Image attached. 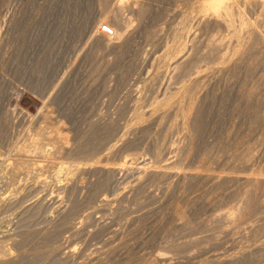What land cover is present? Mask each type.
Returning a JSON list of instances; mask_svg holds the SVG:
<instances>
[{
	"label": "rangeland",
	"instance_id": "rangeland-1",
	"mask_svg": "<svg viewBox=\"0 0 264 264\" xmlns=\"http://www.w3.org/2000/svg\"><path fill=\"white\" fill-rule=\"evenodd\" d=\"M199 1L0 0V264H264V14Z\"/></svg>",
	"mask_w": 264,
	"mask_h": 264
},
{
	"label": "bare ground",
	"instance_id": "bare-ground-1",
	"mask_svg": "<svg viewBox=\"0 0 264 264\" xmlns=\"http://www.w3.org/2000/svg\"><path fill=\"white\" fill-rule=\"evenodd\" d=\"M200 4L198 5L197 7V10H196V14H195V19L198 20V19H205L207 21H214V22H219V24H222L224 27L226 28H231L232 27V30L234 32H236V27L233 26L232 24V19L236 18V16L234 18H232V15H235L237 14L238 11V8H239V5H243V4H258L260 5L261 7V11L263 12L264 14V0H200L199 1ZM144 4V3H143ZM141 6V5H140ZM138 7V6H137ZM143 6H141L142 8ZM145 7V6H144ZM143 7V8H144ZM242 8V7H240ZM140 9V8H139ZM138 9V10H139ZM248 10V9H247ZM144 12V11H143ZM261 14V12H259ZM139 14V13H138ZM262 14V15H263ZM248 15V14H247ZM259 15V14H258ZM257 15V16H258ZM238 17V15H237ZM260 17V16H259ZM264 18V17H263ZM256 19V18H255ZM239 21V31H240V28L244 29L245 32L249 35V37H251L250 35H255L254 33V29L251 27V26H247L246 24V21L247 20H244V18L238 17L237 19ZM257 20V19H256ZM258 21V20H257ZM196 22V21H195ZM179 23V22H178ZM183 23V22H182ZM253 23V22H252ZM258 23V22H257ZM107 25L110 27L111 29V34L114 35L116 32L114 31V29L112 28L113 25H111L110 21H108L107 19L105 18H102L98 21L97 23V27H96V30H95V34L99 35V36H102L103 38H109L110 35L105 33L102 29H100L101 25ZM255 24V23H254ZM259 24V23H258ZM235 25V24H234ZM238 25V24H237ZM260 25V24H259ZM219 26V25H218ZM241 29V30H242ZM93 31V30H92ZM193 33V32H192ZM257 33V32H256ZM236 35V34H235ZM247 35V36H248ZM256 36V35H255ZM94 37V36H93ZM171 37V36H170ZM246 37V36H245ZM258 37V36H257ZM98 39V38H97ZM256 39V38H255ZM178 40V39H177ZM236 42H242V39L240 36H238L237 34V37L235 38ZM234 40V41H235ZM104 41V40H102ZM187 41V40H186ZM227 42V41H226ZM230 42V41H229ZM232 42V41H231ZM244 42V41H243ZM104 43V42H103ZM169 43V42H168ZM238 43V44H239ZM180 44V43H179ZM227 45V44H226ZM234 45V44H233ZM242 45V44H241ZM175 46V45H174ZM186 48V47H185ZM188 50V49H187ZM228 51V50H227ZM232 51V50H231ZM205 53V52H204ZM190 54V53H189ZM213 54V53H212ZM203 55V54H202ZM160 56L162 57H166V59H170L171 62L175 65V66H179L180 64L184 63L183 61H185L187 58V54L184 53V47L180 44L178 45L177 47H175L174 49L172 48H168V49H165L164 52L162 54H160ZM189 58V57H188ZM223 59L225 58L224 56L222 57ZM162 60V59H161ZM163 61V60H162ZM161 62V61H160ZM168 62V61H167ZM186 63V62H185ZM176 67V68H177ZM177 70V69H176ZM182 70V69H181ZM180 71V70H179ZM201 77V76H200ZM189 86V85H188ZM193 86V85H192ZM165 94V93H164ZM156 95V94H155ZM174 98V97H173ZM164 100V99H163ZM163 100H156V102L159 104L162 102H164ZM176 102V99H167L166 102H164L165 104H172ZM192 102V101H191ZM156 103V104H157ZM177 104V103H176ZM172 106V105H171ZM177 106V105H176ZM181 106V105H180ZM169 107V106H168ZM187 107V106H186ZM185 107V108H186ZM170 108V107H169ZM189 108V107H188ZM187 108V109H188ZM167 109V108H166ZM179 109V108H178ZM164 112V111H163ZM162 112V113H163ZM153 113V112H152ZM177 113V112H176ZM181 114V118L182 119H186V112H185V109L184 110H181L179 112ZM178 113V114H179ZM188 113V112H187ZM191 114V113H190ZM147 115V114H146ZM189 115V114H188ZM187 115V117H188ZM178 117V116H177ZM196 117V116H195ZM198 119V118H197ZM188 121V120H187ZM185 122V121H183ZM144 123V122H143ZM188 123V122H187ZM187 123L185 125H187ZM183 124V125H184ZM185 125H184V128H185ZM135 126V125H134ZM181 126V125H180ZM188 127V126H186ZM58 128V127H57ZM61 129H63L62 127H60ZM186 129V128H185ZM59 131L60 133V130H57ZM75 160V159H74ZM25 161V160H24ZM103 161V160H102ZM105 162V161H104ZM20 163L23 164V162L21 161ZM91 164V163H90ZM62 167H67V166H59L58 167V170H60ZM85 167V166H84ZM83 167H81L82 169ZM93 168L94 169H97V170H104V171H109V172H113L115 171V167H109V166H105L103 164H101V162L98 160L97 163H95V165H93ZM80 169V168H78ZM85 169V168H84ZM83 170V169H82ZM86 170V169H85ZM0 173H4L3 169L0 168ZM157 173V172H156ZM175 174V173H174ZM192 174V173H191ZM1 176V175H0ZM252 195V194H251ZM251 197V196H249ZM253 198V197H252ZM248 199V198H247ZM251 199V198H250ZM249 199V201H250ZM10 204V203H9ZM247 208V207H246ZM247 211V210H246ZM249 211V210H248ZM180 214V213H179ZM184 219V218H183ZM1 249V248H0ZM214 252V251H213ZM228 252V251H227ZM226 253V252H224ZM209 256V255H208Z\"/></svg>",
	"mask_w": 264,
	"mask_h": 264
},
{
	"label": "built area",
	"instance_id": "built-area-1",
	"mask_svg": "<svg viewBox=\"0 0 264 264\" xmlns=\"http://www.w3.org/2000/svg\"><path fill=\"white\" fill-rule=\"evenodd\" d=\"M102 27V30L105 32V33H107V34H110L111 33V29H110V27L109 26H107V25H102L101 26Z\"/></svg>",
	"mask_w": 264,
	"mask_h": 264
}]
</instances>
